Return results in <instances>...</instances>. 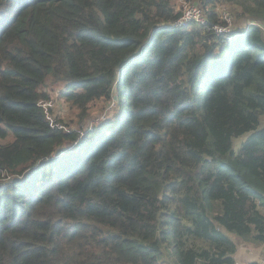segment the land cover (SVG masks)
Instances as JSON below:
<instances>
[{
	"label": "trees",
	"instance_id": "1",
	"mask_svg": "<svg viewBox=\"0 0 264 264\" xmlns=\"http://www.w3.org/2000/svg\"><path fill=\"white\" fill-rule=\"evenodd\" d=\"M222 1L244 21L226 38L175 26L171 0H0V264H234L229 234L264 244V0ZM52 85L81 116L113 110L52 128Z\"/></svg>",
	"mask_w": 264,
	"mask_h": 264
},
{
	"label": "rangeland",
	"instance_id": "2",
	"mask_svg": "<svg viewBox=\"0 0 264 264\" xmlns=\"http://www.w3.org/2000/svg\"><path fill=\"white\" fill-rule=\"evenodd\" d=\"M175 6L176 11H180L182 6L188 3H200L197 4V7L201 9V13L206 21L207 12L211 10L217 17L223 11L227 10L234 19L236 26L242 25V21L239 16V12L235 6L224 3L222 0H171ZM214 23V22H211ZM58 89L60 86L52 85L48 86L47 94L54 100V108L51 113L52 116L60 123L66 125L68 129H86L92 123L97 122L103 117L110 115V111L113 110V105L109 104L106 101H96L89 105L87 111L84 115H80L79 110H77L70 102L65 101L58 94ZM264 126V114L260 116L257 128H262ZM250 135V132L243 133L232 139V147L234 151H237L246 138ZM237 242L238 251L245 255L242 257L241 261H238L240 264H248L250 261L263 260L264 261V251L255 244L244 241L239 237L232 235Z\"/></svg>",
	"mask_w": 264,
	"mask_h": 264
},
{
	"label": "built area",
	"instance_id": "3",
	"mask_svg": "<svg viewBox=\"0 0 264 264\" xmlns=\"http://www.w3.org/2000/svg\"><path fill=\"white\" fill-rule=\"evenodd\" d=\"M197 4L200 3H188L182 6L180 10V15L178 19L174 22V25L177 27H181L184 24L194 22L197 25L202 26L208 31H213L216 35L222 37H228L231 32L235 29L236 25L234 23V19L229 13V11L225 10L221 14L218 15V21L215 23H211L207 17L206 21L201 13V9L197 7ZM41 106L46 112L47 119L49 121V125L52 128H56L58 130L67 131L66 126L63 123L58 122L52 116V109L54 108L55 103L52 101L40 102ZM238 264V263H234Z\"/></svg>",
	"mask_w": 264,
	"mask_h": 264
},
{
	"label": "crops",
	"instance_id": "4",
	"mask_svg": "<svg viewBox=\"0 0 264 264\" xmlns=\"http://www.w3.org/2000/svg\"><path fill=\"white\" fill-rule=\"evenodd\" d=\"M229 235L231 236V238L233 239V241L235 242V244L237 246V242L234 239V237L231 234H229ZM253 247H259V248H261L264 251V244H262V245H256V246H253ZM242 257H245V255H243L242 253H240V251H238V246H237V251L234 254L235 263L240 264L238 261H241L242 260ZM254 262H256L257 264H264V261L263 260H257V261H253V262L250 261L249 263H254Z\"/></svg>",
	"mask_w": 264,
	"mask_h": 264
},
{
	"label": "water",
	"instance_id": "5",
	"mask_svg": "<svg viewBox=\"0 0 264 264\" xmlns=\"http://www.w3.org/2000/svg\"><path fill=\"white\" fill-rule=\"evenodd\" d=\"M116 97H114V99H115Z\"/></svg>",
	"mask_w": 264,
	"mask_h": 264
}]
</instances>
